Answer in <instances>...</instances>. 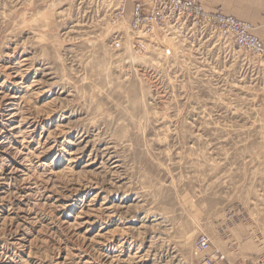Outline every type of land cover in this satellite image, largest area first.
<instances>
[{"label": "rangeland", "instance_id": "1", "mask_svg": "<svg viewBox=\"0 0 264 264\" xmlns=\"http://www.w3.org/2000/svg\"><path fill=\"white\" fill-rule=\"evenodd\" d=\"M108 6L0 0V264L264 260V63Z\"/></svg>", "mask_w": 264, "mask_h": 264}, {"label": "built area", "instance_id": "2", "mask_svg": "<svg viewBox=\"0 0 264 264\" xmlns=\"http://www.w3.org/2000/svg\"><path fill=\"white\" fill-rule=\"evenodd\" d=\"M114 8L116 16H123L128 3H131L130 27L131 45L137 52H146L152 37L170 23L187 22L205 24L214 27L224 39L234 41L264 63V43L255 33V26L249 22L225 13L221 8L216 11L206 10L198 0H149L147 8L143 0H92ZM117 3V4H116ZM122 38L115 39L114 47L121 48ZM193 255L197 264H264V260L239 261L213 247L206 234L198 236L193 245Z\"/></svg>", "mask_w": 264, "mask_h": 264}, {"label": "crops", "instance_id": "3", "mask_svg": "<svg viewBox=\"0 0 264 264\" xmlns=\"http://www.w3.org/2000/svg\"><path fill=\"white\" fill-rule=\"evenodd\" d=\"M149 8V0H143ZM206 10L221 8L225 13L250 21L264 43V0H198ZM256 33V34H257Z\"/></svg>", "mask_w": 264, "mask_h": 264}, {"label": "bare ground", "instance_id": "4", "mask_svg": "<svg viewBox=\"0 0 264 264\" xmlns=\"http://www.w3.org/2000/svg\"><path fill=\"white\" fill-rule=\"evenodd\" d=\"M219 34V33H218ZM220 35V37H221V34H219ZM130 43V42H129ZM133 48V47H132Z\"/></svg>", "mask_w": 264, "mask_h": 264}]
</instances>
